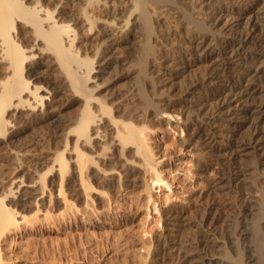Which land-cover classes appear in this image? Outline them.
<instances>
[{
  "label": "rangeland",
  "instance_id": "rangeland-1",
  "mask_svg": "<svg viewBox=\"0 0 264 264\" xmlns=\"http://www.w3.org/2000/svg\"><path fill=\"white\" fill-rule=\"evenodd\" d=\"M239 2L241 0H180V8L188 11L193 10L196 5L199 18L203 20L206 16L205 8L222 7L242 12ZM253 14L261 15V18L256 20L259 30L253 37L250 35L246 38V47L234 58L244 66L235 67L240 73L223 69L209 76L210 68L216 64L220 65L218 54L222 52L223 44L219 43L215 50L209 51L212 54L211 59L202 61L194 67L195 69L191 68L190 72L184 73L183 77L177 80H182L177 86L171 83L172 78L169 77L172 69L168 70L169 68L165 67V57L172 58V61L184 60L191 63L194 49L191 48L193 45L190 35L194 29L191 26L184 29L182 27L184 25L179 27L176 20L168 24V19L161 11L156 15V31H160L157 28L159 22L165 24L164 28L167 27L164 32L162 31L167 47L161 46V39H156L157 35H153L157 58L152 59L148 65L150 75L154 74L151 76L157 82L159 92L161 89L160 93H164L168 99H178L183 95L184 99L187 98L184 105L180 106L181 109L179 108L182 119L180 124H177L176 118L169 122L167 116L160 117L162 120L155 119L158 124L155 125L157 131L151 134L153 137L150 135L156 158L163 159L160 168L164 171V177L174 184L172 189L156 188L151 192L158 204L157 210L149 202L147 187L151 183V176L140 169L139 159L134 156L133 148L126 151L129 155L121 156L115 145H109V149L106 150L101 147L103 144L98 148L91 144L90 154L96 157L97 151H100L110 159L102 161V155L98 153L100 157H96L98 165H93L95 168L84 173V179L92 186L88 195L79 189V180L74 178L75 168L70 161L73 160V154H65L70 163L64 176L59 174L56 166L52 169L56 154L65 149V133L73 121L72 118L84 103L81 100L70 103L72 92L66 88L67 78L57 66L55 58L46 55L36 59L43 63L41 71L44 77L37 83L50 88L60 86V90L66 88V91L63 89L62 93L56 94L49 109L29 110L24 107L22 111L27 115L26 118L17 120L15 126L10 127L8 133L1 136L0 198H5L6 205L27 217L21 225L20 232L17 229L3 237L4 240L1 241L3 264H237L235 260L226 258L225 254L232 251L233 247L235 249L238 244L245 254L243 264H264V242L261 244L263 251L261 258L257 260V245L253 240L255 217L260 222L264 234V217L260 211L261 206H264V154L258 156L251 150L250 155L241 156V153L236 151L239 150L236 146L246 141L256 125H259L264 136V117L260 123L254 119L243 118L245 113L242 112V103L247 97H231L227 105L228 121L217 122L212 128L213 132L215 131V140L210 151L200 142L203 138H196L194 142L193 133L197 125L202 124L203 127L204 119L209 123L214 122L213 110H210L208 115L198 116L203 108L208 111L213 105L207 106L208 110L203 106L201 110L190 113L195 109L194 101L208 104L213 92L224 85L221 80L226 74L236 77L237 80L233 81L236 89L242 83H249L250 77L246 75L249 71L245 67H251L253 57L264 60V57H261L264 55V2L257 4L253 11L245 16ZM102 20L100 24L103 27L113 29L109 30L106 41L120 43L124 40L117 37L121 34L120 28L110 27L105 19ZM242 22V25L236 27V32L231 34V31L226 35L227 38L245 36L249 33L252 22L246 20ZM126 30L127 28L123 29ZM98 36V32L94 30L86 38L98 42ZM82 38L80 36L79 40H84L83 36ZM212 51H215V54ZM87 52L92 57L96 51L90 49ZM80 55L84 58L86 53ZM132 63L118 50L104 48V58L98 63L95 59L94 70L90 74L92 78L87 85L89 87L101 85L96 90L105 88L107 85L105 79L110 80L109 84L115 79L114 74L112 76L114 68L117 67L116 69L123 73L132 68ZM222 67L219 66L221 69ZM84 70L87 71L86 68L78 69L79 76L86 75ZM4 77L3 71H0V81ZM117 84L114 93L119 98V106L125 108L126 103L134 102L137 98L133 79H121ZM126 84L129 85L128 88ZM195 84L198 85L197 88H192ZM263 93L255 94L257 101L264 99ZM154 99L157 103L160 102L158 96H154ZM189 114L194 119H191L190 124L184 123ZM50 115L57 119L53 121L49 118ZM160 137L164 138L161 140ZM262 141L264 146V137ZM67 152L70 153V150ZM126 160L129 162L138 160L137 164L140 167L135 168L136 166H133L136 162L129 163ZM44 174H47L45 178ZM135 177H140L137 185L133 184L132 179ZM22 183H36V186H39L38 191L34 193L27 187L18 189ZM60 190L65 193L62 199L58 198L61 196ZM43 192L44 195L41 194ZM236 222H240V225L237 232L231 234Z\"/></svg>",
  "mask_w": 264,
  "mask_h": 264
},
{
  "label": "bare ground",
  "instance_id": "bare-ground-1",
  "mask_svg": "<svg viewBox=\"0 0 264 264\" xmlns=\"http://www.w3.org/2000/svg\"><path fill=\"white\" fill-rule=\"evenodd\" d=\"M262 2H264V0H241V2H239V8H241L242 12H237V9L232 10L231 8L222 7L205 8L204 13L206 16L203 17V21L202 18H199L196 5L193 10L189 9L190 11H186V9H184L185 11H183L180 8V0H0V71H3L5 74V77L0 81V139L1 136L8 133L10 127L15 126L17 120L26 118L27 115L22 111L24 107H27L29 110H35L36 108L49 109L56 94H60L63 89L66 91V88H69L72 92L70 103L79 102L81 100L84 104L77 110L72 118L73 121L69 129H67V133H65V149L56 154L55 164L53 162L54 165L52 169L56 166L59 174L64 176L68 171V165L70 163L65 158V154H73V160L70 161L73 163V166H71L75 168L74 178L79 180V189L83 190V192L88 195L92 186L84 179V173L89 169L95 168L93 165H98L96 159L97 156L100 158L98 153L102 155V157L104 154V152L102 153L100 151H97L96 157L90 154L89 147L91 144H94L96 148L103 144L101 147L106 148V150L109 149V145H115L121 156L125 155L128 149L131 150V148H133V154L139 159L138 164L141 167L137 164L138 160H130V162H136L133 167L136 166L135 168H137L139 166L145 173L150 174L151 183L147 187L149 202L154 206V209L157 210L158 204L156 200L153 199L151 192L156 188L172 189L174 184L164 177V171L160 168L162 158L160 160L156 158L154 147L150 142V139L153 137L151 134L157 131L155 125L158 126V124H156L155 119L160 120V117L167 116L169 122L176 118L178 121L177 124H180V120H182L180 118L181 113L179 112L181 109L180 106L184 105L183 103L187 98L185 97L184 99L183 97L185 95H183V97H179L178 99H168L164 93H160L161 89L159 92L158 84L153 79L154 74H151L153 76L150 75L148 65L151 63L152 59L156 60L157 58V52L155 54L153 45L154 36L157 35L156 39H161V46L167 47V42L162 35V31L164 32V29L167 27L164 28L165 24L159 22L160 24H158L159 26L157 28L160 29V31H156V15L161 11L168 19V24H170L169 22L172 20H176L179 27L184 25L182 26L184 29H187L188 26L194 29V31L192 30L193 33L190 35L193 45L191 48L194 49V56L192 57L193 60L191 59V63H187L184 60L179 62L172 61V58L165 57L166 59L164 62L167 65H165V67H168V70L172 69L170 74L171 77H169L172 78V80L170 79L171 83L173 86H177L182 81L177 80L183 77L184 73L190 72V70H192L191 68H194L202 61H209L211 59L212 54H210L209 51L215 50L219 46V43H221L220 45L223 44V50L218 54L220 57V65L215 63L216 65L210 68L209 76L223 69L224 71L229 70L240 73L235 67L242 66V63H238L234 58L239 56L240 54L238 52L246 47V38L250 35L253 37L254 33L259 30L256 20L261 18L260 14L249 15V17L245 15L253 11L254 7ZM103 6H106V8L104 9ZM102 19H105V22L107 21L110 27L117 26V29L120 28L121 34L117 37L124 40L120 43L106 41L109 30L113 31V29L103 27V25L100 24ZM243 20L252 22L250 26L251 30H249V33L246 32L247 36L238 35L234 38H227L228 36L226 35L231 31V34H233L234 31L236 32V27L242 25ZM85 27H87V30H85ZM124 28H127V30L123 31ZM94 30L99 34V38L97 39L98 42H92L91 38H86ZM211 35L213 37H211ZM80 36L81 38L83 36L84 40H82V38V41H80ZM216 37H221L223 39L218 40ZM248 42H250V40ZM102 45L105 46H103L104 48L118 50L125 58L129 59L134 64L132 63V68L123 71V73L122 71H118V69H116L117 67L114 68L112 71V76L113 74L115 76L114 81H111L109 84L110 80L105 79L104 82H107L105 83V85L107 84L106 87L96 90L101 85L89 87L87 82L92 78L90 74L94 70L95 59H97L98 63L104 58V48ZM90 49L94 52L96 51L92 57L89 56L87 52L88 50L90 51ZM83 52L86 53V56L81 58L80 56L82 55H80V53ZM46 55L55 58L57 61V66H59L61 72H63L68 81L66 88H61L60 90V86L50 88V86L45 87L37 83L43 80L44 77L41 71L43 63L36 59H40ZM261 57H264V55H261ZM251 63V67H245V69L249 71V73L246 74L247 77H250L248 84L242 83L241 86L235 89L234 87L236 85L234 86L233 83L235 82L234 80H237L236 77L232 74H226L221 80L224 85L221 89L213 92L208 104L205 102L203 104V102H198L197 100V102L194 101L196 103L193 105L195 109L193 108L194 110H191L190 113H194L199 109L201 110L203 106H206L207 109V106L213 105V107H209V110L207 109L208 111L203 108L198 116L202 117L203 114L208 115L209 111L213 110V118H209L214 120V122L209 123L204 119L205 122L203 127L202 124L197 125V128L193 125L195 126V131L193 133L194 142L196 138H203V141L200 140V142L204 144L203 146L206 147V149L211 151L212 145L214 144H212V142L215 140V131L213 132L212 128L215 127L217 122L228 121L227 116H229V107L227 105L230 103L231 97L233 98L234 96H241L242 98L247 97L242 103V112L245 113L243 118L254 119L259 123L262 121L264 117V99H258L259 101H257L255 94H262L264 92V60L253 57ZM2 64L5 65L3 66ZM159 64L161 65V63ZM219 66H223L222 69L219 68ZM81 68H86L87 71L84 70L86 77L84 75L83 77L81 74V76H79L78 69ZM155 74L157 75V73ZM161 76H163V74ZM220 76L222 77L221 74ZM32 78H34L33 81ZM128 78L133 79V86H135L136 92L135 96L137 98L134 102L129 101V103H126V107L122 108L119 106V98L115 95L114 88L117 87V83L121 81V79ZM159 85L161 84L159 83ZM197 86L198 85L195 84L192 88H197ZM126 87L128 88L129 85L126 84ZM190 88L189 86V89ZM225 93L227 94L225 95ZM154 96L159 97V103L155 101ZM211 100L212 102H210ZM141 116L142 118H140ZM192 117L193 116L189 114L187 118L184 119V123L190 124L191 119H194ZM49 118L53 119V121L57 119L53 115H50ZM196 121L194 124H196ZM180 129H183L182 126H180ZM249 134L246 141H242L236 146V148L239 149L236 151L241 153V156H248L251 154L250 151L253 150L254 154L256 153L258 156H261L264 154V146H262L264 136L259 125H256L255 130ZM160 138L162 140L164 137ZM67 150H70V153L67 152ZM212 154L213 153H211V155ZM221 155L223 156V154ZM104 156L105 158L101 157L102 161L110 159L106 157L108 155L104 154ZM132 160H134V158ZM126 161L129 162V160ZM99 162H101V160ZM132 164L134 163H131V165ZM113 167L114 165L111 168ZM96 169H98V167ZM103 172L105 174L104 169ZM175 172L178 173V171ZM46 175L44 174L43 177L45 178ZM121 175L123 176V174ZM139 178L140 177H135L132 179L134 185L139 183ZM39 185L41 186V184ZM127 185L128 184H126V186ZM19 187L30 188L34 193L37 192L39 188V186H36V183H22V185L17 188L19 189ZM22 192L21 190V193ZM60 192L61 196L58 198L62 199L65 193L63 190H60ZM41 194L44 195V192ZM167 199H169V197H167ZM260 211L264 217L263 205ZM255 218L253 221V229L255 230L253 233V240L257 245L256 254L258 260V258H261V253L263 252L261 244L264 242V234L259 224L260 222ZM25 220H27L25 215L21 214L15 208H10L6 205L5 198H0V264L4 263L1 249V241L4 240L3 237L12 234L17 229L20 232L21 225ZM239 223L240 222H236L231 234L237 232L238 225H240ZM225 255L226 258L235 260L237 264H243L245 254L239 244L235 249L233 247L232 251H227ZM155 258L156 255L154 259Z\"/></svg>",
  "mask_w": 264,
  "mask_h": 264
}]
</instances>
